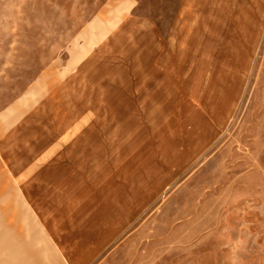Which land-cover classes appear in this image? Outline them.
I'll return each mask as SVG.
<instances>
[{"label":"rangeland","instance_id":"rangeland-1","mask_svg":"<svg viewBox=\"0 0 264 264\" xmlns=\"http://www.w3.org/2000/svg\"><path fill=\"white\" fill-rule=\"evenodd\" d=\"M25 97L138 168V231L99 264H264V0H0V114ZM20 219L0 264H62Z\"/></svg>","mask_w":264,"mask_h":264},{"label":"crops","instance_id":"crops-1","mask_svg":"<svg viewBox=\"0 0 264 264\" xmlns=\"http://www.w3.org/2000/svg\"><path fill=\"white\" fill-rule=\"evenodd\" d=\"M31 100L0 114V215H27L19 238L32 254L37 248L41 261L45 238L62 264L107 261L138 231V168L123 160V146L109 156L106 145L75 143L80 130L55 128L40 111L31 115Z\"/></svg>","mask_w":264,"mask_h":264}]
</instances>
